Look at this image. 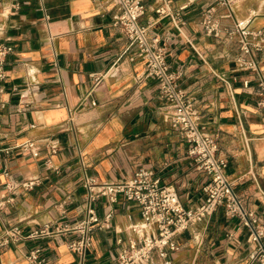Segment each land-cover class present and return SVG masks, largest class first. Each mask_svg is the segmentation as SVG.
<instances>
[{"label": "crops", "instance_id": "0c3cea01", "mask_svg": "<svg viewBox=\"0 0 264 264\" xmlns=\"http://www.w3.org/2000/svg\"><path fill=\"white\" fill-rule=\"evenodd\" d=\"M144 2L141 23L149 24L150 38L166 49L179 85L216 135L235 190L264 220V108L257 104L254 74L238 68V36L227 32L245 17L264 31V0H245L233 12L216 0H174L176 9L186 5L183 34L170 17H157L152 0ZM211 4L223 28L220 37L202 26ZM116 13L113 0H0V37L14 48L0 82V237L11 226L23 236L0 246V264H32L27 257L34 249L47 264H75L73 233L30 234L47 223L80 218L85 176L120 180L146 167L175 187L185 206L203 197L208 178L166 120L158 79L147 76L145 60L114 23ZM50 35L56 36L53 42ZM255 56L264 71V49ZM112 65L115 74L94 85L91 74ZM214 72L224 74L229 85ZM52 139L59 141L55 153L45 145ZM30 140L39 145L38 155L24 149ZM28 180H35L31 187L21 185ZM14 183L17 188L10 189ZM97 206L102 214L105 202ZM114 207L112 227L96 229L85 264H115L118 238L141 220L138 205L123 196ZM175 239L173 264H261L249 257L254 244L248 228L223 206Z\"/></svg>", "mask_w": 264, "mask_h": 264}, {"label": "built area", "instance_id": "2783aa9c", "mask_svg": "<svg viewBox=\"0 0 264 264\" xmlns=\"http://www.w3.org/2000/svg\"><path fill=\"white\" fill-rule=\"evenodd\" d=\"M117 13L114 23L119 25L129 46L135 47L137 55L147 64V76L155 77L159 82V94L165 100L166 120L186 141L188 154L194 160L195 167L204 173L208 180L203 187V197L193 207L185 206L175 187L161 182L153 170L140 167L129 176L120 180H99L92 176L82 179L84 197L79 205L80 218L71 223H47L30 236L57 235L70 232L75 235L69 247L78 255L75 264H85L88 249L92 246L96 229H110L115 212V203L123 196L135 202L141 213V220L129 225L126 237L118 238L119 246L115 264H173L171 253L179 248L175 236L193 225L208 220L221 206L229 217L239 218L249 230V239L254 244L249 257L264 264V220L246 207L245 200L235 190V183L227 174L228 160L219 154L216 135L209 132L201 121V113L195 99L190 96L178 82V75L170 69L167 52L158 45L156 39L149 36V24L141 23L146 11L144 0H113ZM174 0H152L153 10L157 17H170L179 33L183 34L181 11L186 5L176 9ZM245 0H216V4L227 7L233 12ZM216 4H211L202 13V26L208 35L220 37L223 28L216 16ZM231 13L228 14L230 16ZM1 30V28H0ZM238 36L240 55L238 68L251 71L255 76L258 106L264 108V71L259 66L256 52L264 49V31L251 26V17L240 18L227 30ZM56 36L50 35L53 42ZM14 50L13 46L0 37V82L6 77L4 63ZM113 65L105 72H94L91 78L94 85L99 84L106 75H114ZM215 75L229 85L228 78L219 72ZM251 79L244 80V86H250ZM24 96V94H21ZM52 153L59 149L57 139L48 140L45 144ZM38 155L39 145L30 140L23 145ZM35 180L21 183L25 188ZM18 184H10V189ZM264 197V192H262ZM105 202L102 214L97 204ZM18 226L4 230L0 237V246L22 238ZM32 264H47L40 256V250L34 249L28 254ZM160 260V262H158Z\"/></svg>", "mask_w": 264, "mask_h": 264}]
</instances>
